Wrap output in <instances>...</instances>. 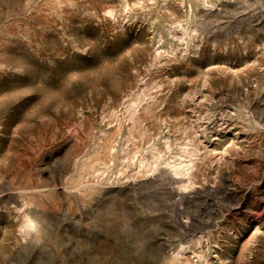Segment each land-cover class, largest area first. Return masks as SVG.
I'll list each match as a JSON object with an SVG mask.
<instances>
[{
  "label": "rangeland",
  "instance_id": "1",
  "mask_svg": "<svg viewBox=\"0 0 264 264\" xmlns=\"http://www.w3.org/2000/svg\"><path fill=\"white\" fill-rule=\"evenodd\" d=\"M0 264H264V0H0Z\"/></svg>",
  "mask_w": 264,
  "mask_h": 264
},
{
  "label": "bare ground",
  "instance_id": "2",
  "mask_svg": "<svg viewBox=\"0 0 264 264\" xmlns=\"http://www.w3.org/2000/svg\"><path fill=\"white\" fill-rule=\"evenodd\" d=\"M127 110H128V113L130 115V120L132 121L133 125L138 124L142 120V118L144 117V116H142V114H140V109H138L137 107H135L133 105H128ZM145 110L149 111L150 109L149 110L145 109ZM147 114H148V112H147ZM189 168H190V165H187L186 168H185V166H183V167L173 166V170L175 171L176 174L184 173Z\"/></svg>",
  "mask_w": 264,
  "mask_h": 264
}]
</instances>
